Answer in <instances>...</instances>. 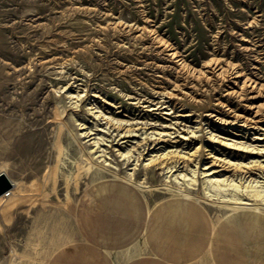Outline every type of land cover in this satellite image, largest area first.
Segmentation results:
<instances>
[{"label": "rangeland", "instance_id": "374dc122", "mask_svg": "<svg viewBox=\"0 0 264 264\" xmlns=\"http://www.w3.org/2000/svg\"><path fill=\"white\" fill-rule=\"evenodd\" d=\"M103 115L139 136L124 137ZM151 132L169 135L145 144ZM102 149L120 177L135 168L132 184L154 188L137 189L150 205L180 196L162 189L166 171L144 166L148 150H197L190 163L201 168L214 155L221 177L264 174L221 166L264 164V0H0V173L15 183L0 195V264H47L77 241V200L122 181L93 183L99 172L86 157ZM191 194L213 219L223 215L201 177ZM214 220L203 212L195 221L202 243Z\"/></svg>", "mask_w": 264, "mask_h": 264}, {"label": "crops", "instance_id": "0c3cea01", "mask_svg": "<svg viewBox=\"0 0 264 264\" xmlns=\"http://www.w3.org/2000/svg\"><path fill=\"white\" fill-rule=\"evenodd\" d=\"M75 210L77 241L47 264H264V215L257 212L217 223L195 200L171 197L150 205L134 186L116 180L89 187ZM203 212L217 223L204 243L195 222ZM172 223L190 230L179 232Z\"/></svg>", "mask_w": 264, "mask_h": 264}, {"label": "bare ground", "instance_id": "6f19581e", "mask_svg": "<svg viewBox=\"0 0 264 264\" xmlns=\"http://www.w3.org/2000/svg\"><path fill=\"white\" fill-rule=\"evenodd\" d=\"M70 97L79 98L80 95L77 96L70 95ZM103 116L108 119L107 124L111 126L114 125L115 128L119 130L121 129L120 131L124 132L121 133L124 137L139 136L138 135L139 133L138 134L136 133L137 130L136 128L133 127L126 128L124 126L123 121L116 120L108 116L106 117V115ZM108 130L109 129L107 128V131ZM172 134L174 133H170V135ZM85 135L89 136V134H86V131H85ZM143 135L145 134L143 133ZM155 135H159V137L153 138V136ZM168 135L169 134H163V132L160 133L151 132L146 137L143 136L144 137L143 139H146L145 144L149 142L157 143L162 138ZM98 136L99 137L94 138L95 139L94 143L96 146H98L97 149L101 148V142L104 141V135L102 136L98 135ZM211 138L213 140H217V142L229 146V148L233 147V149L235 150H242V151L243 149H246V152H249L251 154H259V152H253L254 150L257 149L256 146L250 148V145H245L244 143L227 142V140L225 141V140H221L220 138H217V136L214 135L213 133H211ZM96 152H101V154L95 157L90 153L86 157V160L89 161L91 168L96 166L99 172L97 173L98 175L97 179L93 181L94 184L100 181H104L103 178H105L107 175L113 174L115 177H118L120 180H122L121 182L124 181L128 184H131L136 189H142L145 191H151L154 189L149 184L145 186L144 185L145 180L135 182V184H132V182L136 180L135 168L132 173L120 177V174H117L116 172L117 170L113 167H110L108 159L105 156L106 150L102 149ZM149 152H151L152 154L150 155L149 158L146 159L144 166L148 168L151 167L153 169L166 171V173L168 174L166 178L168 180L162 185V189L167 193L179 195L181 198L198 201V198L197 199L194 198L191 193L196 190L197 185L200 183V177L202 178L205 200L208 201L210 204L214 205L215 207L219 208L223 213L222 216L214 218L215 220H220L225 216L241 211H255L260 214L264 213V174L261 173V175L258 178H249L248 176L246 177L245 175L241 176L240 178L238 176H237L238 178L221 177L220 171L213 169L214 168L213 166L219 162V160L214 155L211 156L214 159L213 166L204 165V168H201L199 162L192 167L190 163V161H194L193 157L196 154L197 150L192 153L190 152L186 153L180 150H171L161 153L157 151L156 154H154L156 151L152 152L148 150L147 153ZM120 155L121 157H123V160H125L126 162H129L133 157V153H131V150H129L126 153L121 152ZM221 166L224 167L223 170H226L227 167H232L235 170H242L246 173H248V169L249 170L257 169V168L264 169V164L259 160H251L245 163V162H232L231 160L228 159V160H224ZM172 181L174 183L171 184ZM12 186H15V183L12 182ZM9 193L6 195H9Z\"/></svg>", "mask_w": 264, "mask_h": 264}, {"label": "water", "instance_id": "95a60500", "mask_svg": "<svg viewBox=\"0 0 264 264\" xmlns=\"http://www.w3.org/2000/svg\"><path fill=\"white\" fill-rule=\"evenodd\" d=\"M11 188V180L4 173H0V195L6 193Z\"/></svg>", "mask_w": 264, "mask_h": 264}]
</instances>
